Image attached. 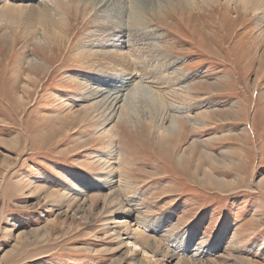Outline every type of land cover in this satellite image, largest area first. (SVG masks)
Returning a JSON list of instances; mask_svg holds the SVG:
<instances>
[{"label": "rangeland", "instance_id": "obj_1", "mask_svg": "<svg viewBox=\"0 0 264 264\" xmlns=\"http://www.w3.org/2000/svg\"><path fill=\"white\" fill-rule=\"evenodd\" d=\"M81 7L69 9L70 42L0 18V264L177 263L128 244L136 227L186 260L264 264V20L225 0L144 23L126 16L141 48L157 39L169 54V77L185 71L186 109L208 112L204 122L172 113L180 127L162 136L137 101L135 125L119 121L123 102L110 120L112 109H95L102 98L88 87L112 89L114 76L78 59L96 28Z\"/></svg>", "mask_w": 264, "mask_h": 264}, {"label": "bare ground", "instance_id": "obj_2", "mask_svg": "<svg viewBox=\"0 0 264 264\" xmlns=\"http://www.w3.org/2000/svg\"><path fill=\"white\" fill-rule=\"evenodd\" d=\"M7 1L0 7V18L12 19L15 17L18 21L24 17L26 30L36 32L35 29L38 28L37 32L43 36L40 37L44 38L48 44L69 40L67 24L69 22V9L72 4L77 3L82 5L78 11L79 15H82L84 18L92 13L95 14L91 22H94L93 25L96 28L93 27L94 29L87 34L88 36L84 40L86 44L83 45V43L77 47L79 50L78 59L83 61L86 67H93L96 71H100V73L104 68L113 73L112 76L114 77L107 78L103 84L104 86H111L112 89L106 90L90 86L86 91L91 99L102 98L100 102L97 101L98 104L95 105L96 110L104 109L103 107L112 109L110 110L111 115H109V119L107 120L117 116L116 107L120 102H123L122 106L120 104L119 121H122L124 124L130 123L134 125L136 122L145 121V118L142 119L129 108V105L133 101H137L136 103H141L144 108L150 110L147 120H153L162 136L164 134L169 135L172 130L180 127V120L176 116L179 111L185 112L187 110V115L196 111L193 120L204 122V116L208 115V112H199V108L196 107L186 109L189 105L184 104L189 100L190 94L195 89L192 88V84L186 87L184 86V82L181 81L185 71L176 69L173 73L179 77H169L168 69L160 65V62L164 58L168 62L171 59H169V54L164 51L159 40L150 41L147 47L141 48L139 46L141 42L138 44V41L141 39L127 34L125 18L128 16L134 22L144 23L152 15L158 17L163 12L165 14V12L168 13L170 10L173 11L179 8L195 11L200 9L201 4L210 7L213 4L220 3L221 0H24L21 5L14 2V4L10 3L11 1L9 0ZM225 1L227 4H238L246 15V18L251 13H254L257 18L264 20V0ZM161 9L164 11L161 12ZM168 15H171V13ZM240 18L243 17L240 15ZM108 21L110 22L108 23ZM261 22L264 24V21ZM137 69H140V73L137 72ZM139 78L149 81L148 85L146 86L145 83L144 85L140 81L138 82ZM157 79L159 80L158 83ZM153 82H155L158 89H154L149 85ZM126 91L127 94H124ZM98 105L100 107H97ZM132 114L135 115L137 121L134 120ZM169 118L170 130H167L168 127L163 128V123L169 121ZM186 118L191 119L190 116ZM111 132L108 131V133ZM113 165L115 166L109 160L104 163L105 169L108 170L106 173L108 177L113 175ZM107 187L105 186V188ZM111 195L114 197L112 201L119 200L118 190H112ZM123 227L127 230L131 228L127 224L119 228ZM127 235L129 237L128 244L142 248L144 253L151 254L152 257L161 256L168 260H177L176 264H202V262H197V260H186L171 253L164 248L159 240L146 235V233L137 227Z\"/></svg>", "mask_w": 264, "mask_h": 264}]
</instances>
